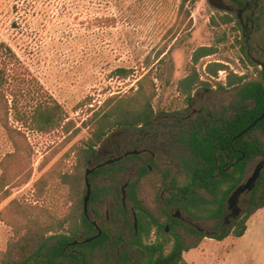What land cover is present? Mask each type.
Wrapping results in <instances>:
<instances>
[{
	"label": "rangeland",
	"instance_id": "rangeland-1",
	"mask_svg": "<svg viewBox=\"0 0 264 264\" xmlns=\"http://www.w3.org/2000/svg\"><path fill=\"white\" fill-rule=\"evenodd\" d=\"M181 1L68 0L69 10H64L63 0H44L38 5L42 11L35 12L14 9L13 0H0V69L4 74L0 85V264L11 243L35 224L64 219L81 207L86 190L84 182L74 176L84 177L87 169L140 147L143 128L118 127L97 146L99 152L86 167L78 162L77 149L90 138L103 114L101 106L109 97H115L114 103L134 98L136 89H131L137 87L139 78L148 73L154 78L153 106L159 117L205 109L227 119L242 106L252 105L241 101L239 91L252 81L264 82V0L258 9L254 4L249 8V0L243 4L200 0L193 8L190 27L189 20L179 15ZM226 15L233 18L231 23L224 22ZM204 45L218 49L196 66L200 79L210 86H197L189 106L178 83L190 73L194 51ZM165 49L169 54L162 62L153 70L147 66L148 55L154 58ZM214 62L229 69L210 74L208 65ZM118 67L136 69L135 75L127 80L113 76ZM231 72L244 75L243 83L230 87ZM55 105L60 107L59 114L47 131L27 126L38 106ZM252 137L264 141L260 130ZM140 163L137 155H131L89 175L91 196L94 192L96 197L89 201L88 213L107 231L109 240L93 246L79 243L67 250V256L78 253L86 264L142 263L143 254L131 245L133 201L126 200L125 213L121 209L122 187L136 180ZM68 175L70 181H64ZM239 206L243 210L246 204ZM193 219L195 226L218 234L227 231L228 236L205 238L198 248L185 252L188 264H264V209L247 220L242 237L233 234L232 219ZM64 233L71 234L68 229L53 230L49 241L54 243ZM94 234L79 228L76 240ZM125 252L126 261L122 259ZM61 259L52 262L44 252L30 264H55Z\"/></svg>",
	"mask_w": 264,
	"mask_h": 264
},
{
	"label": "trees",
	"instance_id": "trees-1",
	"mask_svg": "<svg viewBox=\"0 0 264 264\" xmlns=\"http://www.w3.org/2000/svg\"><path fill=\"white\" fill-rule=\"evenodd\" d=\"M23 5L21 6V2ZM44 0H13L14 9H32L35 12L42 11V8L38 6ZM66 5H64V10H69L68 0H63ZM200 0H182L179 7V15L183 16V20H189L187 27L192 26V12L193 8ZM234 3L243 4L244 0H231ZM262 0H249L247 2L248 7L251 8V4H254V9L260 7ZM11 2V1H10ZM252 2V3H251ZM214 4V2H211ZM215 5V4H214ZM253 10V9H252ZM233 18L230 15H226L224 18L225 23H231ZM213 24L217 25L216 19L212 17ZM16 24V23H14ZM218 49L215 46H200L198 47L192 56L193 67L190 73L181 79L178 83V89L183 96H186L187 100L192 99L193 92L197 86L209 87L208 81H203L200 79V75L196 69L197 64L201 59L217 54ZM169 54V51L160 50L157 55L152 58L150 55L147 56V66L153 68ZM229 69L227 65L223 63H211L208 65V72L213 75H217L219 71ZM136 69L128 67H118L112 74L122 79H129L135 75ZM149 77V78H148ZM245 79L244 75H238L233 72L229 73L227 78V84L232 87L238 83H243ZM4 81V74L2 69H0V85ZM136 89V95L134 98L128 101H118L113 102L115 97H109L104 104L101 106L103 114L96 120L94 124V129L91 133L90 138L86 141V144L82 147H78L77 155L79 165L86 167L91 161V158L95 156L99 150L97 146L104 140V138L111 132L114 128L118 127H139L141 124H152L155 117V110L153 106V101L156 96V87L155 80L153 77L149 76V73L139 78L137 81V87H133L131 90ZM241 101H251V106H242L241 110L237 112L236 116H232L226 119V139L231 140L234 135L239 131L248 127L255 119H257L264 112V82L252 81L248 84L242 86L239 91ZM116 96V95H115ZM60 107L55 105L53 107L42 108L38 106L36 112L28 119L27 126L34 127L39 129V131H47L52 127L56 122V116L59 114ZM87 124V123H83ZM261 128L264 130V120H262L255 128ZM252 129V130H253ZM237 144V143H236ZM219 145L210 144L206 147H201V149L194 148L195 153L200 157H205L207 161H214V156ZM232 143H225V149L228 152L233 151ZM257 152H264L263 144L257 143L254 147ZM244 163V162H243ZM100 165V164H98ZM97 165V167H98ZM105 166V165H104ZM105 167H108L106 165ZM202 167V166H201ZM197 169V170H196ZM88 170V169H87ZM86 170V173H87ZM104 170L103 166L98 167L92 173H97L98 171ZM195 171L199 173L201 171L200 166L197 165ZM195 172V173H196ZM86 173L83 176H74V179L77 181L84 182V190L87 192L86 185ZM228 176V173H227ZM64 181H70V176H63ZM228 178V177H227ZM232 178V177H231ZM199 177H195L194 182L198 185H203V181L199 180ZM141 178H137L130 184L129 188V197L133 200V205L136 209V221L138 225V230H134V225L131 227L134 230L135 237L131 242V245L136 249L140 246H143L142 236L144 234L149 235L152 227V220H146L142 217V183ZM147 187L151 190L154 189V183L152 180H148ZM205 182V180H204ZM234 184L230 185L226 190L225 197L233 189ZM81 189V188H80ZM96 194L92 193V198L94 199ZM85 198V197H84ZM80 206L75 212L67 215L64 219H55L51 223L41 225L35 224L34 228H30L25 235L20 236V239L11 243V248L4 253L3 264H30L34 259L39 257L42 253L53 255L54 258H50L52 262H55V259L61 257V259L55 264H86L85 257L78 255V253H71L70 256L64 252V249L71 250L76 247L72 245L76 240L77 232L79 228H84V230H89L91 223L87 217L84 208L83 196L80 199ZM157 206V205H155ZM224 206L223 201L220 202V207L217 212L213 213L212 216L222 215V208ZM158 207V206H157ZM153 205L150 207L147 206L148 215H153L152 209ZM264 209V173L261 177V180L258 182L252 197L251 201L246 209L245 214L236 221L234 225V235L236 237H242L245 235L247 230V220L255 214L258 210ZM68 229L70 235L61 234L56 243L49 246L48 234L53 230H64ZM158 231L163 230V227H158ZM228 236L227 231L222 232L221 234H207L197 228L189 226H180L176 225L171 227L170 232L166 234L163 238L164 240L153 243L150 246H146L149 252V256L142 260L141 264H188L184 259V253L190 252L193 249L198 248L205 238H215L218 240H224ZM109 240V235L107 231H104L103 234L97 239L93 240L90 243L83 244V246H93L96 244H104L105 241ZM174 240L173 243L170 242ZM170 244V246H169ZM82 246V245H81ZM166 246L168 251L165 252ZM170 248V249H169ZM69 257L67 260L66 258ZM127 258V252L124 253L122 259ZM49 264V263H48Z\"/></svg>",
	"mask_w": 264,
	"mask_h": 264
},
{
	"label": "flooded vegetation",
	"instance_id": "flooded-vegetation-1",
	"mask_svg": "<svg viewBox=\"0 0 264 264\" xmlns=\"http://www.w3.org/2000/svg\"><path fill=\"white\" fill-rule=\"evenodd\" d=\"M193 100L192 95L189 106ZM240 110L241 108L238 111ZM237 112L233 116H236ZM157 120H160V123L156 125ZM226 126L224 114L216 115L205 109L194 110L192 114L183 111L167 113L164 117H159L155 111L152 124L139 125L138 128H143L142 140L139 143L140 147L136 149L138 154L135 155L141 160L137 171V178H141L143 187L141 212L144 219L153 221L151 224L153 229L150 234L142 236L143 246L137 248L143 254L144 259L149 256L146 246L164 240L163 237L170 232L173 226H189L207 234H218L215 230L209 232L195 226L193 218L206 221L223 220L224 222H229L232 219L234 227L236 221L245 214L252 194L264 173V159L257 160L259 156H264V152L259 153L254 148L257 143H262L264 148V141L256 137L250 138V136L255 130H260L262 133L264 130L257 127L237 138L243 129L231 140H227ZM225 143H232V153H227ZM210 144L219 146L214 161L209 163L205 157L198 156L194 148L200 150L201 147ZM125 153L117 157L123 156L121 159L123 160L128 157L124 156ZM197 165L201 169L199 173L195 171ZM195 177H199V180L203 181V185L195 184ZM181 179H183L182 184L179 181ZM148 180L153 181L154 189L151 190L147 187ZM131 182L133 181L127 182L122 187V213L127 210L126 200H132L128 193ZM233 184V189L225 197L226 190ZM200 192H204V195ZM92 200L94 199L91 196L90 202ZM221 201L224 203L222 215L212 216L219 209ZM241 202L246 204L243 210L239 206ZM151 205H153L151 208L153 215H148L146 208ZM134 208L132 209L133 225L134 230L137 231L136 209L134 210ZM183 213L187 214L190 220ZM87 217L91 223L89 231L95 233L90 236L93 237L98 234V229L94 225L97 222L91 220L89 213ZM160 226L163 227V230L158 231L157 228ZM215 227L219 228L220 224ZM130 229L134 239V230L132 227ZM75 241L77 242V240ZM84 241H79L80 245L87 244ZM173 242L174 240L170 244ZM54 243L49 241V246ZM75 245L77 246V244ZM169 246H166L165 252L168 251ZM64 252L67 254L66 249ZM47 257L50 259L53 255L48 254Z\"/></svg>",
	"mask_w": 264,
	"mask_h": 264
},
{
	"label": "water",
	"instance_id": "water-1",
	"mask_svg": "<svg viewBox=\"0 0 264 264\" xmlns=\"http://www.w3.org/2000/svg\"><path fill=\"white\" fill-rule=\"evenodd\" d=\"M262 66H263V74H264V63H262ZM262 120H264V112L257 119H255V121H253L248 127H246L241 133H239L237 135V138L240 137V136L245 135L246 133H248L250 130H252L254 127H256ZM135 154H138L137 150H130V151H127L124 156H130V155H135ZM122 158H123V156H119V157H116V158L109 159V160L105 161L104 163H101L100 165H98V167L116 163V162L120 161ZM98 167H96V168H98ZM96 168L88 169L87 173H86L87 192H86V195H85V198H84V208H85V212H86L87 215H88V204H89V201H90V198H91V183L89 181V175ZM94 225L98 229V234L93 236V237H90V238L86 239L84 241V243H90V242H92L93 240L97 239L98 237H100L103 234V230L100 228V226L97 223H94ZM78 243H79V241H77V242L74 241L71 244L75 245V244H78Z\"/></svg>",
	"mask_w": 264,
	"mask_h": 264
}]
</instances>
